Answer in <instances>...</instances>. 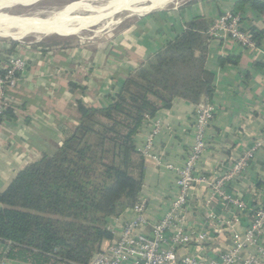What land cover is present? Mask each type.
<instances>
[{
  "label": "crops",
  "instance_id": "obj_1",
  "mask_svg": "<svg viewBox=\"0 0 264 264\" xmlns=\"http://www.w3.org/2000/svg\"><path fill=\"white\" fill-rule=\"evenodd\" d=\"M229 10L242 14L244 26L255 30L258 42L256 48H245L232 40L208 41L206 67L215 74L210 101L218 111L207 132L208 148L197 169L207 181L196 186L187 214L191 226L209 225L210 239L204 246L208 255L228 251L243 241L250 213L216 198L210 204L207 200L211 196L209 186L230 173L246 149L259 144L244 174L231 181L226 191L248 207L264 205V0H195L142 17L116 38L103 36L65 47L1 42L3 62L21 55L29 60V67L18 86L8 92L12 117L0 123V193L26 167L43 156H54L79 127L77 101L92 107L108 106L122 82L180 36L190 22L200 18L211 25ZM194 110V104L176 99L170 109L159 111L153 119L161 126L155 139L160 164L145 161L140 193L152 222L161 219L178 195L175 168L184 165L186 153L194 144ZM151 129L149 125L136 136L138 150ZM210 214L218 220L211 222L207 218ZM132 216L128 210L120 218L128 220ZM109 221V226L119 227L116 218ZM4 264L27 263L7 259Z\"/></svg>",
  "mask_w": 264,
  "mask_h": 264
},
{
  "label": "trees",
  "instance_id": "obj_2",
  "mask_svg": "<svg viewBox=\"0 0 264 264\" xmlns=\"http://www.w3.org/2000/svg\"><path fill=\"white\" fill-rule=\"evenodd\" d=\"M211 25L200 18L190 22L122 82L108 106L76 102L79 127L54 156L26 167L0 193V251L5 258L90 264L104 242L113 239L109 220L140 200L145 158L136 136L146 116L170 109L176 99L197 106L214 94L215 74L206 67ZM251 37L258 42L253 29ZM38 45L68 44L54 40ZM8 115L12 117L10 111Z\"/></svg>",
  "mask_w": 264,
  "mask_h": 264
},
{
  "label": "built area",
  "instance_id": "obj_3",
  "mask_svg": "<svg viewBox=\"0 0 264 264\" xmlns=\"http://www.w3.org/2000/svg\"><path fill=\"white\" fill-rule=\"evenodd\" d=\"M208 35L210 41L232 40L245 48H256L251 30L244 26L242 14L233 10L221 14L211 25ZM28 67L29 60L21 55L10 56L4 62L0 58V123L8 118V112L12 109L8 92L18 86L21 75ZM217 111V107L210 100L195 106L194 144L186 153L184 165L175 168L178 195L169 210L159 221L152 222L148 218L146 201L140 199L131 209L132 218L128 219L120 232H112L113 239L104 242L96 261L90 264H264V205L248 207L243 200L226 191L231 181L244 174L254 159L259 144L246 149L232 166L231 172L209 186L211 196L207 204L216 198L240 212L250 213L251 221L244 234L245 239L236 242L228 251H217L214 255H208L204 246L210 239L209 225L189 224L187 210L192 193L197 185L207 181L202 174L197 173V169L208 148L207 132ZM148 120H151L152 129L145 148L143 151L140 149V152L144 158L152 157L160 164L159 157L151 151L155 137L160 132L159 122L146 116L144 123ZM207 218L211 222L218 220L214 214ZM6 260L0 251V264H4Z\"/></svg>",
  "mask_w": 264,
  "mask_h": 264
},
{
  "label": "rangeland",
  "instance_id": "obj_4",
  "mask_svg": "<svg viewBox=\"0 0 264 264\" xmlns=\"http://www.w3.org/2000/svg\"><path fill=\"white\" fill-rule=\"evenodd\" d=\"M25 1L27 0H0V4L2 5L0 7V14L12 16V17H15V16L35 17V18L45 20V19L51 18L56 13L62 11V9H64L68 5H71L75 2H85V4L90 5L93 8H96V10L95 11L79 10V12L76 11V14L79 13L78 15L85 16V17H95L96 19L98 18L100 21L96 25L90 23L84 26L83 27L84 29L77 33L30 34L18 40L14 39L13 37L10 38V37L0 36V43L3 42V43H13L14 44L16 42H27V43H34V44L37 43L38 44L42 41L51 42L54 40H58V41L64 42L65 44L73 45V44H78L79 42H93L97 38H101L103 36L116 38L119 35V33H121L127 27L133 25L135 21H138L142 17H148L158 12L169 11L174 8H179L182 5L189 3V2H193L195 0H176L174 3L172 2L161 9H155L150 12L140 13V12H133L128 9V10H122L119 12L116 10V12H114L113 14L112 13L109 14L110 11H106V8L114 3L120 2L121 0H34V1H28V2H25ZM136 6L145 7L146 4L138 3L136 4ZM130 7L131 5L128 8ZM67 20H72V19L68 18ZM150 119H154V117H150ZM149 125L151 126V120H148L147 123H143L139 132L146 131V128H148ZM159 126H160V123H159ZM160 131H161V126H160ZM148 135H149V132L146 133L144 145L140 147L141 151H143L142 149L145 148ZM151 151L152 153H155V141H154L153 149ZM146 160L155 161L153 160L152 157H147V156L145 157V161ZM122 215L114 217L117 219V221H119V227H114L112 226V224H110L109 229L112 232L113 231H117V233L120 232L123 229L125 223L128 221L125 218L124 219L120 218Z\"/></svg>",
  "mask_w": 264,
  "mask_h": 264
},
{
  "label": "bare ground",
  "instance_id": "obj_5",
  "mask_svg": "<svg viewBox=\"0 0 264 264\" xmlns=\"http://www.w3.org/2000/svg\"><path fill=\"white\" fill-rule=\"evenodd\" d=\"M28 1L34 0H27L25 2ZM175 1L176 0H121L118 3H114L108 6L106 8V11H110L109 14H113L114 12H116V10L119 12L122 10L129 9L133 12L144 13L150 12L155 9H161L172 2L174 3ZM138 3H145L146 6L138 7L136 6V4ZM130 5L131 7L128 8ZM1 6L2 5L0 4V7ZM79 10L95 11L96 8L85 4V2H75L71 5L66 6L64 9H62V11L56 14L54 13L55 15L51 18L45 20L35 17H12L0 14V36L10 38L13 37L14 39L18 40L30 34L77 33L82 31L84 29V26L90 23L96 25L100 21L98 18L96 19L95 17H85L78 15L79 13L76 14V11L79 12ZM68 18L72 20H67Z\"/></svg>",
  "mask_w": 264,
  "mask_h": 264
},
{
  "label": "water",
  "instance_id": "obj_6",
  "mask_svg": "<svg viewBox=\"0 0 264 264\" xmlns=\"http://www.w3.org/2000/svg\"><path fill=\"white\" fill-rule=\"evenodd\" d=\"M96 259H97V254H95V255H94V257H93V260H92V261L94 262V261H96Z\"/></svg>",
  "mask_w": 264,
  "mask_h": 264
}]
</instances>
